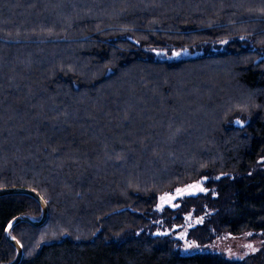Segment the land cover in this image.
Here are the masks:
<instances>
[{"label":"trees","instance_id":"trees-1","mask_svg":"<svg viewBox=\"0 0 264 264\" xmlns=\"http://www.w3.org/2000/svg\"><path fill=\"white\" fill-rule=\"evenodd\" d=\"M8 187L48 206L44 224L12 228L19 264H264V0H0ZM191 209L198 243L251 233L260 247L182 254L154 233ZM17 215L43 210L0 196V264L17 257Z\"/></svg>","mask_w":264,"mask_h":264},{"label":"rangeland","instance_id":"rangeland-1","mask_svg":"<svg viewBox=\"0 0 264 264\" xmlns=\"http://www.w3.org/2000/svg\"><path fill=\"white\" fill-rule=\"evenodd\" d=\"M206 190L201 180L189 183L188 185L177 187L173 191L162 194L155 207L158 210L164 207L176 208L180 205L179 199L181 197L205 192ZM204 217L205 215H195L193 209H191L185 213L183 223L164 225L163 220L159 219V226L154 230V233H171L178 237L181 240L179 248L182 254L212 253L220 254L231 259H241L260 247L261 238L258 236L256 239H252L249 236L251 233H248L249 235H236L226 232L207 243H198L193 238L189 237V229L202 223Z\"/></svg>","mask_w":264,"mask_h":264},{"label":"water","instance_id":"water-1","mask_svg":"<svg viewBox=\"0 0 264 264\" xmlns=\"http://www.w3.org/2000/svg\"><path fill=\"white\" fill-rule=\"evenodd\" d=\"M236 124L242 125V123H238L237 121L235 122ZM14 194H23V195H30L32 197H34L35 199H37L42 207L43 210V215L41 217V219H33L30 216L27 215H17L15 218H13L9 224L6 227V237L7 239L16 247L17 249V257L14 261L9 262V263H3V264H19L22 256H23V248L21 246V244L19 243V241L15 238L12 237L11 235V230L12 228L20 223V222H28L34 226H39L45 223V221L47 220L48 217V206L45 202V200L43 199V197L36 192L33 189H28V188H22V187H8V188H2L0 189V196H5V195H14Z\"/></svg>","mask_w":264,"mask_h":264}]
</instances>
